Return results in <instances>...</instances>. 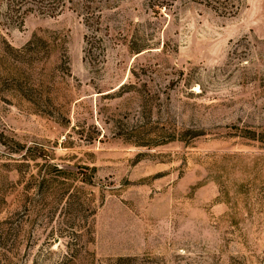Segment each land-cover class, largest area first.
Here are the masks:
<instances>
[{
    "label": "rangeland",
    "instance_id": "1",
    "mask_svg": "<svg viewBox=\"0 0 264 264\" xmlns=\"http://www.w3.org/2000/svg\"><path fill=\"white\" fill-rule=\"evenodd\" d=\"M97 4L0 12V264H264V0Z\"/></svg>",
    "mask_w": 264,
    "mask_h": 264
},
{
    "label": "trees",
    "instance_id": "2",
    "mask_svg": "<svg viewBox=\"0 0 264 264\" xmlns=\"http://www.w3.org/2000/svg\"><path fill=\"white\" fill-rule=\"evenodd\" d=\"M98 9L97 0H0V12L9 26H20L28 16L37 12L55 16L56 11V15H60L65 10H75L84 16L86 25L94 29L101 20Z\"/></svg>",
    "mask_w": 264,
    "mask_h": 264
}]
</instances>
